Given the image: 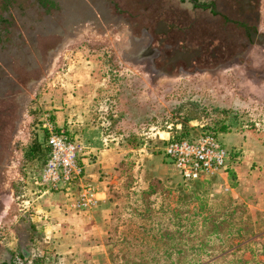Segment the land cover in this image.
<instances>
[{
  "label": "rangeland",
  "instance_id": "1",
  "mask_svg": "<svg viewBox=\"0 0 264 264\" xmlns=\"http://www.w3.org/2000/svg\"><path fill=\"white\" fill-rule=\"evenodd\" d=\"M174 1V10H181ZM1 3L0 14L5 10L13 21L10 39L17 47L0 46L5 62L0 73V263L9 253L15 264H30L26 252L25 261L16 256L24 248L19 241L41 236L32 228L31 213L50 195L64 197L60 190L35 184L47 153L40 117L48 111L58 119L56 125L85 138L99 130L95 141L116 155L112 171L100 177L109 195L105 264H145L166 254L197 264H264V200L237 199L216 185L217 177L183 182L163 153L165 139L177 131L194 137L221 132L225 125L264 133L262 46L252 45L218 67L160 75L148 57L139 56L135 42L158 8L148 0L109 6L108 20L97 17L62 37L54 11L46 15L30 0H9L1 11ZM262 5L260 31L264 0ZM115 13L120 16L113 21ZM17 53L29 58L28 71L13 67L21 57ZM60 101L62 107L53 108ZM228 176L233 186V173ZM60 197L51 198L50 207L61 208ZM197 218H204L202 228L205 219L210 230L215 223L213 235L220 240L200 253L164 252L184 240L168 236L172 223L188 225ZM244 220L249 222L242 230ZM242 237L251 244L241 246ZM155 246L164 248L152 250Z\"/></svg>",
  "mask_w": 264,
  "mask_h": 264
},
{
  "label": "flooded vegetation",
  "instance_id": "2",
  "mask_svg": "<svg viewBox=\"0 0 264 264\" xmlns=\"http://www.w3.org/2000/svg\"><path fill=\"white\" fill-rule=\"evenodd\" d=\"M30 1L46 15L50 10L54 11L60 22V37L85 22L94 23L97 17L108 20L109 6L125 4V0ZM131 1L137 5L146 0ZM174 2L148 0L158 8L149 15L148 28L140 30L139 38L135 40L140 43L139 56L148 57L151 68L160 75L218 67L223 59L234 58L247 52L252 45H259L252 37L253 34L264 33L259 30L263 0H177L183 6L181 10H174ZM8 3L9 0H2L1 11ZM4 13L0 14V46L16 49V43L10 39L13 21ZM113 15V21L119 20V14ZM20 56L18 59L25 62L20 63L12 57V60L16 59L12 65L26 72L30 60H26L24 54ZM3 62L0 58V73Z\"/></svg>",
  "mask_w": 264,
  "mask_h": 264
},
{
  "label": "crops",
  "instance_id": "3",
  "mask_svg": "<svg viewBox=\"0 0 264 264\" xmlns=\"http://www.w3.org/2000/svg\"><path fill=\"white\" fill-rule=\"evenodd\" d=\"M57 106L62 107L61 101L53 108L57 110L59 108ZM55 122L59 124L58 119ZM99 132L93 129L87 138L80 135L86 147L81 157L85 163L86 177L94 182L97 194L101 195L98 206L89 213H77L64 207L66 201L64 197L54 194L44 199L42 204H38L30 215V222L32 228L41 233V236L19 241V246L24 247L21 250L22 255L23 252L27 253L30 264H105L109 246L105 235L109 195L105 187L106 181L100 177L101 173L112 171L116 155L112 153V148L98 140L95 141L99 138L98 135H102ZM223 140L228 147L236 150L232 164L235 184L228 186V181L231 180L227 174L217 177L220 182L216 185L222 190L231 191L237 199L253 197L258 202L263 201L264 133L237 127L224 133ZM58 197L61 208L50 207L49 200ZM54 216L56 219L51 221ZM47 220L52 222L51 225ZM28 245L31 246L30 249L25 250ZM14 257V254L8 253L6 264L17 263ZM16 258H20V255Z\"/></svg>",
  "mask_w": 264,
  "mask_h": 264
},
{
  "label": "built area",
  "instance_id": "4",
  "mask_svg": "<svg viewBox=\"0 0 264 264\" xmlns=\"http://www.w3.org/2000/svg\"><path fill=\"white\" fill-rule=\"evenodd\" d=\"M40 128L45 135L47 156L35 184L46 191H62L66 209L89 213L98 206L101 196L94 182L86 177L81 158L86 147L81 136L57 126L48 111L40 117ZM163 151L185 181L227 176L229 150L212 132L179 139L168 137Z\"/></svg>",
  "mask_w": 264,
  "mask_h": 264
},
{
  "label": "trees",
  "instance_id": "5",
  "mask_svg": "<svg viewBox=\"0 0 264 264\" xmlns=\"http://www.w3.org/2000/svg\"><path fill=\"white\" fill-rule=\"evenodd\" d=\"M57 126H59V125H57ZM66 129L68 130V133L76 135L75 132H73V131L71 132L68 128H66ZM230 131H231V126H228L226 128V126L223 125L221 127V132H212V133H214L217 136H221V139H222L221 142L229 150V159H228L227 166H226L227 174H229L230 172L232 173L233 158L236 155V150L233 147H228L224 143V140H223L224 133L230 132ZM204 132H211V131H204ZM253 132H256V130L253 129ZM182 137H193V136H188L186 134H183L182 131H177L176 133H173L170 136V139H179V138H182ZM44 138H45V135H44ZM164 145H165V141H164ZM46 152H47V150H46ZM163 153H164V151H163ZM46 156H47V153H46ZM45 159H46V157H45ZM181 180L183 182H187V183L188 182H191V183L198 182V180H196V181H185L183 179H181ZM205 182H210V181H205ZM212 183L214 184V181ZM246 211H248V210L246 209ZM203 219L204 218H202V219L197 218L196 220H190L191 222L190 223L188 222L189 223L188 225L182 224L180 222V220L173 222L172 223V229L168 231V236L169 237H176L177 239H179L180 237H183L184 240L182 241V243H180L181 245H178V248L177 247H174L172 249L171 248H169V249L167 248L168 250H163V251L164 252H169V253H171V252H176V253H179V252L200 253L203 249H205V248L208 249L212 245L214 240L219 241L220 237L218 235H213V232H215V228H217L215 223H212L213 229L210 230L209 229V227L211 226L210 220L209 219H205L204 221L207 223V225H205L204 228L199 227V222H201ZM184 221L186 222V218H184ZM208 222H209V225H208ZM248 222H249L248 220H244L243 221L244 229H242V230L246 229V224ZM218 232H220V231H218ZM218 234H221V233H218ZM229 239L231 240V238H229ZM241 240H242L241 241L242 242L241 246H247V245L251 244V242H252L251 240L245 241L246 240L245 237H242ZM187 241L191 242L192 245L188 246ZM163 248L164 247H159V246L156 247L155 246V248L152 249V250H159V249H163ZM168 256L169 255L166 254L165 257H164L165 259H163V260H157V259L153 258V259L149 260L148 263H145V264H197V263H199V262H197V263L192 262V259H190V258H188L186 256L182 257V258L181 257L180 258H175V259H170V258H168ZM24 257H26L25 253L23 252V255H22V252H21L19 259H23L22 261H25ZM244 263H246V264L248 263L249 264V262H244ZM0 264H6V262H1Z\"/></svg>",
  "mask_w": 264,
  "mask_h": 264
},
{
  "label": "water",
  "instance_id": "6",
  "mask_svg": "<svg viewBox=\"0 0 264 264\" xmlns=\"http://www.w3.org/2000/svg\"><path fill=\"white\" fill-rule=\"evenodd\" d=\"M253 41L264 48V33L253 34Z\"/></svg>",
  "mask_w": 264,
  "mask_h": 264
},
{
  "label": "bare ground",
  "instance_id": "7",
  "mask_svg": "<svg viewBox=\"0 0 264 264\" xmlns=\"http://www.w3.org/2000/svg\"><path fill=\"white\" fill-rule=\"evenodd\" d=\"M135 44V43H134Z\"/></svg>",
  "mask_w": 264,
  "mask_h": 264
}]
</instances>
